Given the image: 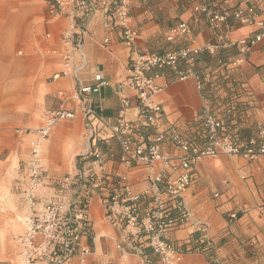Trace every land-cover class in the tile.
<instances>
[{
  "label": "crops",
  "instance_id": "1",
  "mask_svg": "<svg viewBox=\"0 0 264 264\" xmlns=\"http://www.w3.org/2000/svg\"><path fill=\"white\" fill-rule=\"evenodd\" d=\"M60 1L0 0V162H8L4 172L6 177H11L8 220L19 224L17 236L24 230L26 198L25 166L18 170L15 165L21 157L27 162L33 136L21 137L14 131L16 127L37 125L49 108L63 104L74 110L76 117L59 122L51 135L40 141V161L48 177L54 180L66 175L116 178L125 174L134 192L150 185L148 166H127L119 161L120 145L111 132L120 112L132 122L139 119L133 91L123 83L130 48L106 30L103 13L98 9L84 24L81 52L73 53L70 73L52 79V74L60 69L61 59L51 50L59 48L60 34L69 24L66 7L51 11V5ZM204 1L132 0L129 23L139 34L135 50L162 53L185 46L201 47L216 41L219 33L232 42L255 31V26L235 20H229L221 30H212L208 15L193 10L195 4ZM207 1L215 8H229L238 0ZM260 16L264 18V13ZM179 22L188 25V32L166 41V30ZM106 36L109 40L103 42ZM211 57L214 56L205 53L194 57L190 66L193 74L183 79L170 70L159 71L161 75L155 82L162 90L153 98L161 107V117L155 126L140 129L146 143L153 140L157 131L165 132L159 147L169 156L181 153L171 141V133L193 144L206 143L200 114L203 107L213 111L238 143L257 137L258 129L264 126V44L252 48L230 82H223L217 89L214 86L221 77L212 76L209 80L203 77V83L206 81L200 89L194 74L205 76ZM97 72L107 84L91 93L90 100L107 126L96 124L92 134L77 102L70 97L80 85L92 84ZM123 98L131 102L125 110ZM191 174L192 183L183 192L189 211L187 222L164 234L168 241L187 248L182 264H211L203 253L193 249L200 238L212 244L216 264H264V213L259 211L264 199V160L219 154L198 160ZM83 191L80 180L63 194H59L56 185L39 188L36 194L41 199L57 197L67 203ZM150 205L149 200L143 202L142 212ZM233 213L235 217H231ZM88 217L90 231L81 244L87 243L90 251L76 254L68 264H126L141 259L129 246H118L123 244L129 228L120 229L107 220L95 191L89 198ZM144 252L155 260L149 248Z\"/></svg>",
  "mask_w": 264,
  "mask_h": 264
},
{
  "label": "built area",
  "instance_id": "2",
  "mask_svg": "<svg viewBox=\"0 0 264 264\" xmlns=\"http://www.w3.org/2000/svg\"><path fill=\"white\" fill-rule=\"evenodd\" d=\"M131 2L132 0H100L99 3L93 0H62L52 4L53 13L66 7L65 13L69 19V24L60 34L59 48L51 50L61 59L60 69L52 74V79L70 73L73 53L81 52L84 24L98 9L102 11L106 30L115 34L130 48L123 83L133 91L139 110L136 122L125 119L123 112H120L111 132L120 145L119 161L127 166H148L151 170L148 176L150 185L142 191L134 192L125 174L116 178L66 175L54 180L48 177L40 161V141L50 135L56 124L76 117V112L63 104L45 110L38 126L17 127L19 136H33L29 142V157L24 170L27 204L25 227L16 238L18 258L23 264H68L76 254L84 255L90 251L88 244H81V240L90 231L88 204L91 192L94 191L99 194L107 220L120 229L129 228L123 244L118 246H129L141 256L137 263L130 264L156 263L144 253L145 248L151 250L159 264H182V255L188 251L187 248L176 246L165 239L164 234L181 228L187 222L189 211L183 201V192L192 183L193 165L202 158L219 154L237 155L247 160L261 157L264 160V126L258 129L256 138L238 143L228 133L225 124L207 107L200 111L206 143L193 144L180 135L171 133V141L181 151L178 156H169L160 151L159 143L165 137V132L157 131L150 143H146L140 133L143 127L155 126L161 117V107L153 98L162 90V86L155 82L161 75L159 71L170 70L177 78L183 79L193 74L190 66L194 57L201 53L215 56L221 48L232 47L235 55L219 59L218 62L235 69L245 64L248 53L256 44H264V18L260 16L261 12L264 13V0H238L229 8H215L207 0L195 4L193 10L207 14L214 31L221 30L229 20L253 25L256 29L232 42L225 40L223 34L219 33L216 41H209L201 47L185 46L162 53H142L135 50L139 34L129 23ZM188 29L186 23L174 24L166 30L165 40L172 41L186 34ZM108 40L107 36L103 38V42ZM194 77L198 88H201L203 76L196 73ZM106 84L102 74L97 72L92 84L80 85L70 97L77 102L92 134L96 130V124L107 126V122L93 109L90 94L98 92ZM122 104L125 110L130 107L131 102L128 98H123ZM80 180L84 191L67 203L57 197L46 200L37 197V190L44 186L56 185L59 194H63L75 181ZM147 200L151 205L142 212L141 205ZM259 211L264 213V199ZM235 216L236 214H231V217ZM136 240L141 241L136 244ZM193 249L207 256L212 264L217 263L213 246L205 239L197 240Z\"/></svg>",
  "mask_w": 264,
  "mask_h": 264
},
{
  "label": "rangeland",
  "instance_id": "3",
  "mask_svg": "<svg viewBox=\"0 0 264 264\" xmlns=\"http://www.w3.org/2000/svg\"><path fill=\"white\" fill-rule=\"evenodd\" d=\"M226 49H227L226 54H224L222 59H228L229 57H232L233 55H235V49L233 47L232 48H226ZM205 54H208V53H205ZM208 55L213 56L210 54H208ZM215 56L211 57V58L215 59ZM243 65H241V66H243ZM240 67L235 68V69H231V68H227L226 66L220 64L218 62V60L217 61L216 60H210L209 61V67L206 70L205 76H203V77H205L208 80L212 76H216L219 78L221 77V79L216 81V84L214 86L215 88L218 89V88L222 87L223 82H225V81L230 82L231 78H233L232 75L235 72H237V70H239ZM199 75L202 76V74H199ZM206 79H205V81H206ZM205 81H204V83H205ZM204 83H203V85H204ZM201 88H203V86ZM211 113H213V111H211ZM40 121H41V119H40ZM62 122H65V121H62ZM39 123L35 126H38ZM28 126L31 127L34 125H28ZM16 128H15L14 132L16 135H18L16 132ZM51 133H50V135H51ZM23 136H26V135H23ZM23 136H21V137H23ZM48 137L44 138L43 140L47 139ZM205 140H207L206 137H205ZM220 155H222V154H220ZM6 163H8V162H4V161L0 162V264H23L18 258V247H17V243H16V238H17L16 233L18 232L20 226L17 222L12 221V219L8 220L9 217H8V211H7V204L10 202V196H9V190H8L9 185L8 184H9L11 177H6L4 174V172L6 171V165H5ZM25 163H24V157L23 158L21 157V158H19L15 167L18 170L19 169L21 170L23 164L25 166ZM24 210L25 211H24V215H23V223H24L25 213L27 210V204H26V207ZM24 227H25V223H24ZM145 254L149 257V255L147 253H145ZM154 257H155V260L152 258H151V260H153L154 263L156 262L155 264H159L157 262V257L155 255H154ZM205 257L210 262V260L207 258V256H205ZM37 263H39V262H33L30 264H37ZM135 263H137V262H135ZM210 263L212 264V262H210ZM126 264H130V263H126Z\"/></svg>",
  "mask_w": 264,
  "mask_h": 264
},
{
  "label": "trees",
  "instance_id": "4",
  "mask_svg": "<svg viewBox=\"0 0 264 264\" xmlns=\"http://www.w3.org/2000/svg\"><path fill=\"white\" fill-rule=\"evenodd\" d=\"M226 48H221L218 52H217V54H216V56H215V59H211V60H219V59H222V57L224 56V54H226ZM236 53V52H235ZM184 244H181V245H178V247H181V248H184Z\"/></svg>",
  "mask_w": 264,
  "mask_h": 264
}]
</instances>
